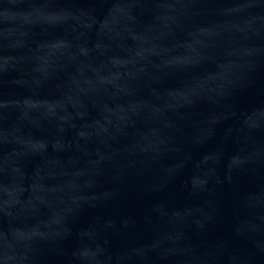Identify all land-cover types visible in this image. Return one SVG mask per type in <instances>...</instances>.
Returning a JSON list of instances; mask_svg holds the SVG:
<instances>
[{"label":"water","instance_id":"water-1","mask_svg":"<svg viewBox=\"0 0 264 264\" xmlns=\"http://www.w3.org/2000/svg\"><path fill=\"white\" fill-rule=\"evenodd\" d=\"M0 264H264V0H0Z\"/></svg>","mask_w":264,"mask_h":264}]
</instances>
